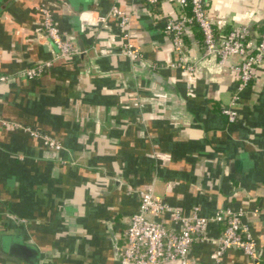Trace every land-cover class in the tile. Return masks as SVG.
Returning a JSON list of instances; mask_svg holds the SVG:
<instances>
[{
    "label": "crops",
    "instance_id": "obj_1",
    "mask_svg": "<svg viewBox=\"0 0 264 264\" xmlns=\"http://www.w3.org/2000/svg\"><path fill=\"white\" fill-rule=\"evenodd\" d=\"M40 5L78 55L56 58ZM111 5L0 0V77H7L0 81V264H28L5 237L36 247L39 264H119L116 248L141 192L182 216L199 207L210 219L205 239L191 246L194 264L210 262L222 231L213 218L227 208L243 211L258 259L230 249L220 264H264V61L228 122L221 108L238 83L228 67L203 57L199 29L183 40L192 70L171 67L178 56L162 25L179 13L173 0L119 2L143 56L137 61L122 55L125 29L116 20L97 23ZM204 8L216 37L242 26L259 41L264 0H204ZM45 62L51 66L38 78L20 76ZM238 62L230 57L227 66ZM43 135L61 149L46 146Z\"/></svg>",
    "mask_w": 264,
    "mask_h": 264
},
{
    "label": "built area",
    "instance_id": "obj_2",
    "mask_svg": "<svg viewBox=\"0 0 264 264\" xmlns=\"http://www.w3.org/2000/svg\"><path fill=\"white\" fill-rule=\"evenodd\" d=\"M121 0H112L106 16L98 17L97 23L105 24L109 18L117 21L120 34L121 53L131 61L142 60V54L131 43L129 33V14L119 8ZM152 7L157 0H144ZM179 8L175 18L166 19L162 32L169 38L174 53L178 56L173 68L191 71L184 57V37L190 33V26L196 24L202 34L203 57H213L220 65L228 67L238 83L230 104L221 108L228 122H234L237 112L234 106L239 100L238 92L247 87L253 79L254 69L264 61V19L259 41L248 39L246 27H236L225 35L216 37L212 20L207 16L204 0H173ZM189 7V13L187 8ZM41 17V27L45 36L56 50V58H69L79 54L75 42L62 33L45 5L36 7ZM86 16V15H85ZM86 24V22L84 21ZM230 57H238L239 62L227 66ZM51 66L50 62L40 63L24 70L20 76L27 80L38 78ZM7 77H0L5 81ZM31 135L38 136L32 132ZM44 144L50 149L60 150L61 146L53 138L43 135ZM244 213L241 210L224 209L218 211L213 221L224 228L214 240L215 249L210 254L208 264H220L227 250L235 249L252 260L258 259L256 243L248 228L243 224ZM166 217L168 223L159 221ZM210 219L200 213L199 207H193L188 216H182L176 208L155 199L150 192L139 193L138 208L128 218L123 232L122 244L116 249L119 264H194L190 258L191 246L197 240H204Z\"/></svg>",
    "mask_w": 264,
    "mask_h": 264
},
{
    "label": "water",
    "instance_id": "obj_3",
    "mask_svg": "<svg viewBox=\"0 0 264 264\" xmlns=\"http://www.w3.org/2000/svg\"><path fill=\"white\" fill-rule=\"evenodd\" d=\"M7 242L11 245L12 248L10 252L14 256L28 264H39L41 255L36 247L25 244L20 238L12 241L10 237H5L3 243L5 244Z\"/></svg>",
    "mask_w": 264,
    "mask_h": 264
},
{
    "label": "trees",
    "instance_id": "obj_4",
    "mask_svg": "<svg viewBox=\"0 0 264 264\" xmlns=\"http://www.w3.org/2000/svg\"><path fill=\"white\" fill-rule=\"evenodd\" d=\"M187 12L189 13V7L187 8ZM190 14V13H189ZM198 30L199 28H198V26L196 25V24H192L191 26H190V30ZM222 226V230H223V228H224V226L223 225H221Z\"/></svg>",
    "mask_w": 264,
    "mask_h": 264
}]
</instances>
